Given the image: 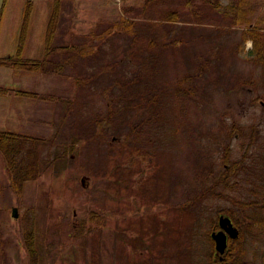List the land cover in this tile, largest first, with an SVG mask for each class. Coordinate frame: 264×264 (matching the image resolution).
Wrapping results in <instances>:
<instances>
[{
    "label": "rangeland",
    "instance_id": "1",
    "mask_svg": "<svg viewBox=\"0 0 264 264\" xmlns=\"http://www.w3.org/2000/svg\"><path fill=\"white\" fill-rule=\"evenodd\" d=\"M227 5L238 0H65L60 9L56 0H5L0 57L10 53L17 64L0 66V131L55 143L39 147L48 166L22 183L20 146L6 152L0 143V264L226 263L213 257L210 232L264 180V90L248 84L263 82L264 67L246 58L242 24ZM58 19L68 45H87L83 53L51 48ZM124 20L130 29H115ZM149 69L165 116L150 123L135 108L120 124L109 121V109L124 105L113 102L124 93L116 78L148 77ZM178 88L188 95L178 97ZM96 116L108 128L86 141L85 124ZM138 122L142 131H129ZM232 214L243 237L228 245L233 256L246 251L234 264H262L264 239Z\"/></svg>",
    "mask_w": 264,
    "mask_h": 264
},
{
    "label": "trees",
    "instance_id": "2",
    "mask_svg": "<svg viewBox=\"0 0 264 264\" xmlns=\"http://www.w3.org/2000/svg\"><path fill=\"white\" fill-rule=\"evenodd\" d=\"M56 2L59 3V9L62 6V2H65V0H56ZM59 23V19L56 23V28H57V41H59V43L53 45L51 48L52 49H61L63 47L65 48H70L71 49H75L74 46L72 45H68L67 41H65L63 39V37L68 33V30L65 29L64 27H62L61 25H58ZM118 25V26H116ZM124 27V29H130V25L129 24H125V20L122 23H118L116 22L115 24V29L117 27ZM59 28V29H58ZM109 33V32H108ZM47 35V36H46ZM45 43H46V48H47V44H48V26H47V34H45ZM149 45L154 44V46L156 45V42L153 38H150L148 40ZM65 45V46H64ZM87 48V45H83V47H77L75 49V52H77L78 49H80V52L83 53ZM46 50V49H45ZM53 51L50 49L49 51L46 52L47 56L49 54V56H51L52 54L54 55V53H52ZM74 52V53H75ZM52 55V56H53ZM152 54H150L149 56H151ZM155 57V56H154ZM153 55L150 57V63H152V66H154L155 63V59H154ZM45 63L47 62V57L44 59ZM144 63H146V60H143ZM56 65V63H58L57 65H59V63H61L60 59H57V61H52L50 58L48 59V65H52L54 64ZM17 64L16 62V56H4V57H0V66H7V67H14ZM19 64V63H18ZM63 65V64H62ZM61 65V66H62ZM260 65L262 67H264V64L260 63ZM201 67H204V63H201L200 65ZM153 69V68H152ZM152 69H149L148 71V77L140 74V72H138V74L134 73L131 75L126 74L125 76H118L115 80V84L117 87L116 93L121 89V91H124V93L119 94H113L115 95L114 97V103L115 102H120L123 101L124 105H116L113 108L109 109V112L107 113V119L110 121H113L114 117H118L120 118V120L118 121L120 124V121H122L124 119V113L125 111H127L128 109H135V108H140L142 109L143 113L145 115H147V121L150 123H156L158 121V119L160 118V116H165V114L162 115L161 113V105L162 102L161 99V95L158 93V91L156 92L153 87H151L152 84H154V75L152 74ZM202 69V68H201ZM200 69V71H201ZM54 70V69H53ZM70 76V75H69ZM196 76V75H195ZM194 76V77H195ZM70 78L71 80H75L77 81L78 79L75 78ZM264 78V75H263ZM262 82V81H261ZM181 89V88H180ZM183 92V90H179L176 89V93L178 95V97L183 98L181 96H187V93H181ZM113 109V110H112ZM105 118V117H104ZM104 118H101L99 116L94 117V119L92 121H87L85 124V128H86V136H85V140L89 141V140H95L97 136H103V132L105 129H107L108 127H106V125H104L103 120ZM123 123V122H122ZM141 124L135 123L133 126H131L129 128V131L134 132V133H138L140 131H142L141 129ZM117 129V128H116ZM118 130V129H117ZM117 132V131H116ZM16 137L15 139H11ZM74 137V136H73ZM78 138H73L74 142H77ZM132 138L129 135H125L122 140L123 141H130ZM256 139V133L252 130H249V144L253 145L254 140ZM4 142L6 145V152H8L9 149H11L12 147L18 148L20 146L22 152H21V156L19 157V162L17 165V177L20 180V182L22 183L23 181H30V180H34L36 178L39 177V175L42 173V169H44V162L45 164L47 163L48 166V157H46V159L44 160V162H42V160H40L39 154H38V149L39 147L43 146H48V144H54L55 141L52 138L51 140L46 139L45 137L38 135V134H31V133H18V132H11V131H0V143ZM124 146L126 145L125 143H123ZM135 147V149H143L145 148L143 145L140 146H133ZM28 148V149H27ZM262 151H264V147L262 148ZM260 157V162L263 164L264 166V153H261L259 155ZM15 157L11 158V161H15ZM58 160V158H57ZM225 161V159H224ZM53 164L56 163V161H52L50 162ZM225 163V162H224ZM234 168V167H233ZM235 169V168H234ZM208 173L209 170L207 171ZM226 170L222 173L226 175ZM29 175V177L24 178L25 176ZM13 177V175H12ZM10 181L12 180L11 177H9ZM14 189H16L14 187ZM17 191V190H16ZM250 191H252L251 193H249V198L246 201H240L237 204V209L234 211L233 209L227 210V213L229 214V216L232 217V212H236L239 216V222L242 223L244 230L247 231V234H249L252 237L258 236L259 238L257 239L258 241L263 240L264 239V180L262 181V183L259 185V188H254V189H250ZM2 212V208H0V214ZM23 218V217H21ZM242 227V230H243ZM22 229L27 230V226H23ZM23 232V233H24ZM255 234V236H253V234ZM1 235V234H0ZM210 236V235H209ZM238 237H243V232L239 233ZM1 238V237H0ZM1 240V239H0ZM264 241V240H263ZM263 241H261L263 243ZM232 246L233 245H228V249L225 253V262L224 264H234L236 261H239L243 256L244 253H246V251L242 248L239 247L237 249V251L235 252L234 256L232 253ZM255 254V252H254ZM262 259V264H264V247L260 250V256Z\"/></svg>",
    "mask_w": 264,
    "mask_h": 264
},
{
    "label": "flooded vegetation",
    "instance_id": "3",
    "mask_svg": "<svg viewBox=\"0 0 264 264\" xmlns=\"http://www.w3.org/2000/svg\"><path fill=\"white\" fill-rule=\"evenodd\" d=\"M226 11L230 13V18L234 23L242 24L241 29V40L243 41V45L245 51L247 53L246 57L249 62L264 63V16L259 15V10L262 7V4L258 0H238V5L236 7L225 6ZM249 85H255L252 87L253 89L258 88L257 86H261L264 90V80L260 83L249 82ZM217 229L213 227L211 231H217ZM225 254L222 256V258ZM213 257L216 258L215 252L213 253ZM221 258V259H222ZM221 262V261H220Z\"/></svg>",
    "mask_w": 264,
    "mask_h": 264
},
{
    "label": "water",
    "instance_id": "4",
    "mask_svg": "<svg viewBox=\"0 0 264 264\" xmlns=\"http://www.w3.org/2000/svg\"><path fill=\"white\" fill-rule=\"evenodd\" d=\"M12 215L14 217L17 216L15 208H13ZM217 223L220 229L212 231L210 233V237L214 243V251L222 255L227 248L228 241L238 237L239 230L236 226H234L231 218L223 214L218 216Z\"/></svg>",
    "mask_w": 264,
    "mask_h": 264
},
{
    "label": "crops",
    "instance_id": "5",
    "mask_svg": "<svg viewBox=\"0 0 264 264\" xmlns=\"http://www.w3.org/2000/svg\"><path fill=\"white\" fill-rule=\"evenodd\" d=\"M4 3H5V0H0V19H1V16H2V10H3V7H4ZM8 55H10V53H6L4 56H8ZM3 71H5V70H3ZM6 89L8 91H12L13 90L12 88H7V87H6Z\"/></svg>",
    "mask_w": 264,
    "mask_h": 264
}]
</instances>
